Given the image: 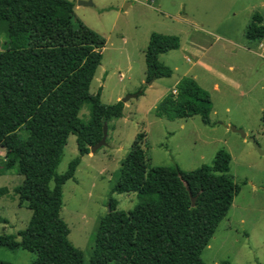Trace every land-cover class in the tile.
Returning <instances> with one entry per match:
<instances>
[{"label":"trees","instance_id":"obj_1","mask_svg":"<svg viewBox=\"0 0 264 264\" xmlns=\"http://www.w3.org/2000/svg\"><path fill=\"white\" fill-rule=\"evenodd\" d=\"M75 16L70 0H0V23L9 25L8 47L0 50V148L6 149L8 169L18 167L24 177L15 193L33 212L25 230L0 235V246L36 254L31 264L84 263L61 218L63 186L75 176L81 157L102 140L104 126L124 117L125 103L105 104L102 89L91 93L107 42ZM246 36L264 38L261 15H254ZM180 48L178 36L153 33L146 50L147 81L170 78L173 71L159 56ZM176 88L177 94L170 93L156 108L158 117L199 115L210 125L208 91L192 77ZM87 104L91 119L83 123L80 113ZM72 134L80 157L58 174ZM142 142L139 134L112 189L134 193L139 202L125 212L110 199L90 264H207L202 253L241 192L231 174V154L219 151L213 164L193 171L149 167Z\"/></svg>","mask_w":264,"mask_h":264},{"label":"rangeland","instance_id":"obj_2","mask_svg":"<svg viewBox=\"0 0 264 264\" xmlns=\"http://www.w3.org/2000/svg\"><path fill=\"white\" fill-rule=\"evenodd\" d=\"M70 1L75 2L76 19L107 42L91 93L97 94L102 89L105 104L139 94L127 102L123 118L108 124L107 145L81 157L75 176L63 186L61 218L70 229V242L84 254L83 264H90L100 220L109 212L110 199L117 200L118 209L125 212L139 202L134 193H112L122 162L139 134H143L142 147L149 167L179 166L184 171H193L213 164L219 151L231 154V174L241 192L202 258L207 264H264V155L251 141L255 138L264 150V40L258 45L246 37L253 15L264 17V0ZM79 1H92L93 5H79ZM8 27V22L0 23V50L8 47ZM155 32L175 35L184 41L201 34L219 37L208 59L238 80L241 88L218 81L221 88L216 91L217 80L193 68L187 54L177 51L160 59L172 69L178 67L173 76L159 79L154 76L147 81L145 51ZM230 66L235 67L234 72H229ZM186 73L206 76L207 80H201L200 84L212 100L210 125L199 115L184 120L157 115L156 108ZM80 119L89 123V104L83 107ZM233 127L248 136L244 138ZM6 153L1 147L0 235H16L29 226L33 212L20 204L15 188L22 185L24 177L18 167L8 169ZM78 157L76 135L72 134L57 173H66ZM35 259L36 254L22 248L11 250L0 246L2 261L31 264Z\"/></svg>","mask_w":264,"mask_h":264},{"label":"crops","instance_id":"obj_3","mask_svg":"<svg viewBox=\"0 0 264 264\" xmlns=\"http://www.w3.org/2000/svg\"><path fill=\"white\" fill-rule=\"evenodd\" d=\"M130 4H128L129 6ZM255 15V14H254ZM253 15V17H254ZM253 22V21H252ZM263 25H264V17H263ZM199 29V28H197ZM189 34H191V31L188 30L186 31ZM156 33V32H155ZM153 34V33H152ZM151 34V35H152ZM210 35V36H209ZM209 35H203L201 34L199 37H194L192 38L191 40L189 41H184L183 39L181 40V48L178 49V50H172V51H169L168 53L166 54H161L159 56V59H161V57H164L165 55H168L170 52H173V51H177L179 53H185L187 54L188 56V62L189 63H192L193 64V68H199L201 69L202 73H209L212 75V79H216L217 81H215L214 83V89L216 91H220V84L218 83V81L222 82V83H226L227 85L229 86H232V87H236L237 89H240L241 88V83L238 82V80H236L232 75H230L229 73H227L225 70H222L218 67H216L215 63L212 62L210 59H208V55L209 53H211V49H214V44H216V41H218L219 37H216V39L212 38V34H209ZM151 37V36H150ZM247 37V36H246ZM248 39V38H247ZM249 40V39H248ZM264 38H261V39H257V40H250V41H253V42H257L258 45L259 43H261L260 41L263 42ZM149 41L150 39L148 40V45H149ZM148 45H147V48H148ZM147 50V49H146ZM174 57V56H173ZM145 59H146V51H145ZM162 61V59H161ZM174 59L172 58L171 62L174 63ZM164 65L167 66V63H163ZM171 68V67H170ZM176 70H177V66L175 67ZM175 68L172 69L173 71V74L175 72ZM235 71V67L234 66H230L229 67V72H234ZM190 72V71H189ZM172 74V76H173ZM206 74V73H205ZM171 76V77H172ZM170 77V78H171ZM185 77H192L193 79H195L198 84L201 86V80L203 81H206L207 79L206 76L202 77L200 76L198 73H194V74H191V73H186V76ZM146 78H147V72H146ZM180 77L179 80H177L174 84V86L172 87V93L174 94V91L177 90L176 86L177 84L184 78ZM154 84V83H153ZM153 84L151 86H153ZM202 87V86H201ZM203 88V87H202ZM177 94V93H176ZM121 97L118 98V100L120 99ZM128 103L125 104V107L127 106ZM227 129H230L229 127ZM90 155V154H89Z\"/></svg>","mask_w":264,"mask_h":264},{"label":"water","instance_id":"obj_4","mask_svg":"<svg viewBox=\"0 0 264 264\" xmlns=\"http://www.w3.org/2000/svg\"><path fill=\"white\" fill-rule=\"evenodd\" d=\"M79 5H83V6H92L93 3H92V1H79ZM154 79H156V76L154 77ZM152 82H153V81H152ZM152 82L150 83V85L152 84ZM138 96H139V94L129 95V96H127L126 98H124V99L122 100V102L126 104V103L129 102L132 98H136V97H138ZM232 130H233L234 132H238V133H240L244 138H246V137L248 136V135L246 134V132L243 131V130L237 129V128H235V127H233ZM107 138H108V124H106V125L104 126V136H103L102 140H101L98 144H96L95 146H93V147L91 148V152H92V153H96L99 149H101L102 147L106 146V145H107ZM251 141H252V144L254 145L255 149H256L257 151H259V153H260L261 155H264V150L261 148V146L259 145V143L257 142V140H256L255 138H252ZM192 201H193V205H195L196 198H192Z\"/></svg>","mask_w":264,"mask_h":264},{"label":"built area","instance_id":"obj_5","mask_svg":"<svg viewBox=\"0 0 264 264\" xmlns=\"http://www.w3.org/2000/svg\"><path fill=\"white\" fill-rule=\"evenodd\" d=\"M176 93H177V90L174 91V94H176Z\"/></svg>","mask_w":264,"mask_h":264}]
</instances>
